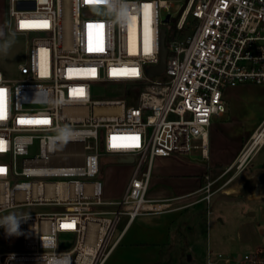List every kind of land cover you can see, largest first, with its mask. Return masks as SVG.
I'll return each instance as SVG.
<instances>
[{"label":"built area","instance_id":"obj_1","mask_svg":"<svg viewBox=\"0 0 264 264\" xmlns=\"http://www.w3.org/2000/svg\"><path fill=\"white\" fill-rule=\"evenodd\" d=\"M174 1L124 0L130 17L119 24L111 15L98 14L99 0H7L8 30L25 38L26 57L17 78L0 70L5 90L0 219L21 207L45 210L17 214L28 216L21 221V245L0 249V264H52L64 255L70 264H104L124 217L128 224L140 215L199 201L210 207L214 195L243 174L264 143L257 142L259 135L264 138L263 122L236 160L217 177L207 175L188 199L148 196L157 157L199 147L206 154L212 117L227 110V88L264 83V0H181L179 15L170 12ZM145 5H151L147 18ZM162 8L169 22L161 17ZM175 19L166 70L149 77L147 69L160 62L161 29ZM21 21H47L48 26L21 27ZM123 82L142 84L137 103H130V96L93 97V88ZM65 127L72 132L66 143ZM134 137H139L138 147L130 146L137 143ZM106 154L134 157L120 199L105 198L98 178ZM183 200L194 202L179 205ZM62 235H71L74 244L63 248Z\"/></svg>","mask_w":264,"mask_h":264},{"label":"crops","instance_id":"obj_2","mask_svg":"<svg viewBox=\"0 0 264 264\" xmlns=\"http://www.w3.org/2000/svg\"><path fill=\"white\" fill-rule=\"evenodd\" d=\"M244 85L238 84L232 86L224 92L227 106L225 113L228 112L230 119L238 118L240 110H245V106L253 99H256V93L251 92ZM259 94H261L259 98H264V87L261 88ZM259 117L260 119L255 129L248 136L241 139L237 138L234 140V144H229L228 146L226 145V141H222V136L218 133L215 134L210 127L206 154H203L201 149L202 157L207 159V164L204 167L205 170L202 167H198V164L183 159L182 155H171L158 160L156 163L154 162L151 176V182L154 176L153 185L156 186L158 182H164L169 178L171 181L172 179L182 178L191 185L186 186L184 190H181L174 196L166 195V190L161 188L160 193L152 194L151 198H187V196L199 190L207 175L212 178L220 175L226 167L236 160L254 131L264 122V110L260 111ZM263 149L264 143L248 163V168L243 172L242 176H244L241 180H238L229 187V189H235L236 193H229L225 190L227 194L218 196L217 198L213 197L210 207L204 201L192 204L191 202L194 201L187 203L183 200L179 205L185 206L186 204H191L179 209L170 210L180 212V214L173 217L170 221L164 219L166 218V213H162L164 215L162 220L157 222H153L151 219L160 214L140 215L128 224L127 218L124 217L118 228L119 240L104 264H250L252 261L246 260L245 256L254 258L258 252L263 250L254 251L253 255L245 254L243 257L241 251L236 250L234 252V250H229V248L227 250L225 245H223V248H215L211 238L208 237L207 240H201L203 246L205 243L207 246L205 259L203 262H200V251L202 250L196 247L194 240L198 235L197 230L199 229L201 215L207 217L210 223L212 215L215 213L214 208L222 199L233 197L241 200V202L259 200L264 203V155L260 159L255 160ZM111 158L120 160L122 157L112 155ZM251 176H254L253 181L250 180ZM256 176L258 177L255 179ZM252 182H256V187L253 191L244 194L243 190ZM122 196L112 198L111 200L120 199ZM218 220H223V218L218 215ZM216 249L219 250L218 253H216ZM223 251L227 252V257L222 256ZM242 258L247 262H240L239 260Z\"/></svg>","mask_w":264,"mask_h":264},{"label":"rangeland","instance_id":"obj_3","mask_svg":"<svg viewBox=\"0 0 264 264\" xmlns=\"http://www.w3.org/2000/svg\"><path fill=\"white\" fill-rule=\"evenodd\" d=\"M173 3L170 12L173 15H179L182 9V1L175 0ZM167 14V11L162 8L161 17L164 19ZM8 21L7 0H0V32L3 33V35H0V45L5 42L10 44L7 54L0 52V70L8 77L14 79L19 76L18 65L22 63L26 57V43L23 36L9 32ZM191 30L192 29H190V31ZM244 84L247 86V89L256 93V99L250 101L245 106V110H240L238 114L239 117L230 119L228 112L222 116L213 115L212 117L211 128L213 132L215 134H220L222 136V141H226L227 146L229 144H234V140L237 138L241 139L242 137L248 136L255 129L258 120L260 119V111L264 110V98H259L261 95L259 93L261 88L264 87V83L257 84L248 82ZM141 90L142 84L138 85L133 82H123L115 83L106 87L97 86L93 88L92 93L93 97L96 99L127 98L130 96L128 101L134 104L137 103ZM194 143L200 145L201 139L194 140ZM31 152L35 154L38 152V148L34 147ZM263 155L264 149L257 155L255 160L260 159ZM111 157L112 155L107 154L102 156L100 175L98 176L103 184L104 197L107 199L119 197L124 194L135 167L134 163L120 162ZM163 158L164 157H157L155 163ZM182 158L198 164V167H202L203 169L207 164V159L203 158L201 155L200 147L192 149L190 154L182 155ZM63 161H71V159L63 158ZM247 168L248 167H246L243 172H245ZM243 176L239 175L227 187H230L233 183L241 180ZM153 182L154 176L152 182H150L148 191L149 197H151L152 194L160 193L161 188L166 190V195L174 196L181 190H184L186 186L191 185L182 178L172 179V181L169 178L164 182H158V185L156 186L153 185ZM204 183H206V178L202 185H204ZM216 187H219L218 184ZM255 187L256 182H252L243 190V193L246 194L247 192H251ZM226 189L227 188H223L219 190L214 195V198L227 194L225 192ZM40 210L45 209L40 207H21L5 212L1 216V219L11 213L20 214ZM214 211L215 213H213L210 223L208 222L207 217H204L203 215L200 217L199 229L197 230L198 235L194 240L196 247L199 250H202L200 251V262H203L205 259L207 246L206 243L203 246L201 240H207L208 237L211 238L212 244L215 248H223V245H225L227 250L229 248V250L232 249L234 252L236 250L239 252L241 251L243 257L245 254L253 255L254 251L257 250L264 251V203L262 201L255 200L241 202V200L230 197L228 199H222L221 202L215 206ZM163 213H166V218L164 219L168 221L180 214L179 211H168ZM159 214V216H154V219H151V221H161L164 215H162V213ZM218 215L219 217H222L223 220H218ZM23 229L24 225L20 222L19 234L8 235L5 228L1 226L0 249L4 251L19 247L21 245ZM60 244L63 248H68L74 244V238L71 235H62L60 237ZM215 251L218 253L219 250L216 249ZM227 255V252H222L223 257H227ZM254 258L255 260L261 261L257 255ZM239 261L247 262L243 258Z\"/></svg>","mask_w":264,"mask_h":264},{"label":"clouds","instance_id":"obj_4","mask_svg":"<svg viewBox=\"0 0 264 264\" xmlns=\"http://www.w3.org/2000/svg\"><path fill=\"white\" fill-rule=\"evenodd\" d=\"M99 3L101 7L97 9L98 14H107L113 16L115 23H126L130 17V9L128 8L127 4L124 3V0H99ZM0 35H3V33L0 32ZM9 47L10 44L5 42L4 44L0 45V52L7 54ZM62 131V140L66 143L72 135V132L67 127H65ZM27 218V215H17L15 213H11L0 219V226L5 228V231L8 235H17L19 234L20 222L26 220ZM52 264H70V258L64 255L61 258L53 259Z\"/></svg>","mask_w":264,"mask_h":264},{"label":"water","instance_id":"obj_5","mask_svg":"<svg viewBox=\"0 0 264 264\" xmlns=\"http://www.w3.org/2000/svg\"><path fill=\"white\" fill-rule=\"evenodd\" d=\"M170 20V15H167L165 18V22H169ZM166 33L167 30L166 28L161 29V35H160V46H161V52H160V62L156 66L149 67L147 69V73L149 77H155L162 75L165 70H166V63H167V57H168V48L165 45V39H166ZM120 162L124 163H133L134 162V157L133 156H128V157H122L119 160ZM254 178V176H251Z\"/></svg>","mask_w":264,"mask_h":264},{"label":"snow or ice","instance_id":"obj_6","mask_svg":"<svg viewBox=\"0 0 264 264\" xmlns=\"http://www.w3.org/2000/svg\"><path fill=\"white\" fill-rule=\"evenodd\" d=\"M92 2V0H85V3H91ZM151 8V5H145V16H146V18L149 16V9ZM132 20H135V17H132L131 18ZM27 24H40V25H42V26H44V27H47L48 26V22L47 21H21L20 22V26L21 27H24L25 25H27ZM89 27H92L91 25H89ZM100 27H102V25L100 26ZM99 50H103V49H99ZM149 49L147 48V46H146V48H145V51H148ZM69 71H72V70H69ZM94 71V70H93ZM114 72H116L117 70H113ZM120 71H123V72H126V73H130V74H132V75H135L136 74V71H135V69H131V70H128V69H124V70H120ZM4 91L5 90H3V89H0V119H3L4 118V116H3V111H2V97H3V93H4ZM80 95H83V91L81 90L80 91ZM205 111H207V110H205ZM25 121H20V123H24ZM43 123H47V121H43ZM116 138L115 137H113V140H115ZM134 139L137 141V143L136 144H134V145H130V146H134V147H138L139 146V144H138V140H139V137H134ZM3 142L2 141H0V144H2ZM121 145H117V144H113V147H120ZM0 150H2V148H0ZM5 170L4 169H2V168H0V173H2V172H4ZM67 225H65V227H66Z\"/></svg>","mask_w":264,"mask_h":264},{"label":"trees","instance_id":"obj_7","mask_svg":"<svg viewBox=\"0 0 264 264\" xmlns=\"http://www.w3.org/2000/svg\"><path fill=\"white\" fill-rule=\"evenodd\" d=\"M165 28L167 30L165 45H166V47H168L170 39H172L176 34V19L172 20L171 23H169L168 25L165 26ZM169 54H170V52H169ZM136 84H138V83H136ZM257 256L261 259V261L251 262L250 264H264V251L258 252Z\"/></svg>","mask_w":264,"mask_h":264},{"label":"bare ground","instance_id":"obj_8","mask_svg":"<svg viewBox=\"0 0 264 264\" xmlns=\"http://www.w3.org/2000/svg\"><path fill=\"white\" fill-rule=\"evenodd\" d=\"M263 141H264V138L261 135H259L258 138H257V142H261L262 143ZM228 189H229V187H227L226 192H229V193L235 192V189L234 190H232L231 188L229 190Z\"/></svg>","mask_w":264,"mask_h":264},{"label":"flooded vegetation","instance_id":"obj_9","mask_svg":"<svg viewBox=\"0 0 264 264\" xmlns=\"http://www.w3.org/2000/svg\"><path fill=\"white\" fill-rule=\"evenodd\" d=\"M257 177H258V176H256V177H255V179H256ZM250 180H251V181H253V180H254V178H252V177H251V179H250Z\"/></svg>","mask_w":264,"mask_h":264}]
</instances>
